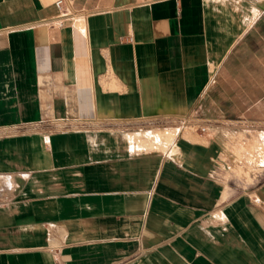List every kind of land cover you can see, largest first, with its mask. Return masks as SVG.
<instances>
[{
  "label": "crops",
  "instance_id": "0c3cea01",
  "mask_svg": "<svg viewBox=\"0 0 264 264\" xmlns=\"http://www.w3.org/2000/svg\"><path fill=\"white\" fill-rule=\"evenodd\" d=\"M55 1L0 0V264H264V0Z\"/></svg>",
  "mask_w": 264,
  "mask_h": 264
},
{
  "label": "built area",
  "instance_id": "2783aa9c",
  "mask_svg": "<svg viewBox=\"0 0 264 264\" xmlns=\"http://www.w3.org/2000/svg\"><path fill=\"white\" fill-rule=\"evenodd\" d=\"M65 4L66 0H56L55 6L57 9L61 12V18L58 20L57 24L59 26H62L64 24V21L71 16V14L67 13L65 10ZM207 130L206 126L204 125H198L197 131H199L201 134L205 133Z\"/></svg>",
  "mask_w": 264,
  "mask_h": 264
}]
</instances>
